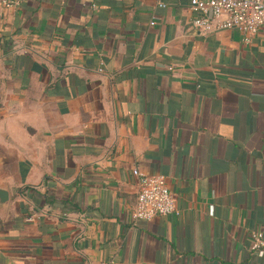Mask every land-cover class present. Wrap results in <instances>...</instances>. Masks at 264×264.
Wrapping results in <instances>:
<instances>
[{"label": "crops", "instance_id": "obj_1", "mask_svg": "<svg viewBox=\"0 0 264 264\" xmlns=\"http://www.w3.org/2000/svg\"><path fill=\"white\" fill-rule=\"evenodd\" d=\"M198 14L0 9V264H264V25L246 42ZM136 168L166 177L179 215L133 218Z\"/></svg>", "mask_w": 264, "mask_h": 264}, {"label": "built area", "instance_id": "obj_2", "mask_svg": "<svg viewBox=\"0 0 264 264\" xmlns=\"http://www.w3.org/2000/svg\"><path fill=\"white\" fill-rule=\"evenodd\" d=\"M24 0H0V9L18 7ZM191 8L199 14L193 19L192 27L200 33H212L223 29H238L250 42L264 25V0H190ZM165 6V4H161ZM154 22H152L153 24ZM139 178L137 201L133 218L150 221L158 215H179L176 196L163 175H150L134 169ZM38 215L28 218L33 221ZM251 249L264 250V238L253 234ZM102 264H114L103 262Z\"/></svg>", "mask_w": 264, "mask_h": 264}, {"label": "water", "instance_id": "obj_3", "mask_svg": "<svg viewBox=\"0 0 264 264\" xmlns=\"http://www.w3.org/2000/svg\"><path fill=\"white\" fill-rule=\"evenodd\" d=\"M0 198L2 202H5L9 198V193L6 190H0Z\"/></svg>", "mask_w": 264, "mask_h": 264}]
</instances>
